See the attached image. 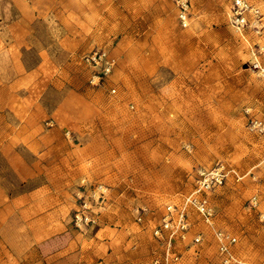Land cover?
I'll list each match as a JSON object with an SVG mask.
<instances>
[{"label": "rangeland", "instance_id": "374dc122", "mask_svg": "<svg viewBox=\"0 0 264 264\" xmlns=\"http://www.w3.org/2000/svg\"><path fill=\"white\" fill-rule=\"evenodd\" d=\"M177 1L0 0V45H17L11 57L44 80L22 86L20 110L38 97L33 108L60 124L48 126L58 143L52 169L45 151L27 148L29 134L4 135L17 149L0 157V264H148L163 252L154 233L167 206L196 188L198 170L221 163L243 178L210 193L211 224L191 213L180 264H224L218 229L238 238L232 264H264V135L248 129L250 115L264 122V77L252 67L264 66V29L248 43L229 23L233 0H189L184 27ZM250 1L264 22V0ZM101 49L118 65L94 85L83 56ZM61 172L68 188L53 180L54 226L45 229L50 220L35 210ZM93 182L108 188L105 208L97 225L76 227L78 195ZM62 236L69 249L46 259L44 244Z\"/></svg>", "mask_w": 264, "mask_h": 264}, {"label": "built area", "instance_id": "2783aa9c", "mask_svg": "<svg viewBox=\"0 0 264 264\" xmlns=\"http://www.w3.org/2000/svg\"><path fill=\"white\" fill-rule=\"evenodd\" d=\"M181 19L184 27L189 25V0L177 1ZM230 25L246 40L248 33L254 31L262 35L264 29L263 13L257 5L250 0H233L229 12ZM83 62L93 70L92 84L100 85L105 83L114 73L118 65V58L110 51L101 49L92 51L83 56ZM252 67L259 76L264 77V66L256 59ZM115 93L116 89H112ZM251 112V111H248ZM248 129L256 135H264V122L255 115H250ZM233 177L237 182L242 180L240 173L224 163L218 164L212 169H200L197 172L196 188L189 194L183 196L180 204L168 205L163 215L161 224L154 235L162 245L163 252L156 254L148 264H180L182 255L178 247L180 242L186 240L192 222L191 213L196 212L206 222L211 224L217 212L212 202L210 193L222 187ZM107 187L102 183L93 182L84 184L79 199V207L75 211L74 225L79 228L95 226L99 223L100 214L105 208L107 200ZM252 206L258 205V198H252ZM140 213L138 220H143ZM222 262L232 264L235 260L232 254V246L238 243L237 236L225 229H218L215 232ZM194 244L198 245L203 241V234H197Z\"/></svg>", "mask_w": 264, "mask_h": 264}, {"label": "crops", "instance_id": "0c3cea01", "mask_svg": "<svg viewBox=\"0 0 264 264\" xmlns=\"http://www.w3.org/2000/svg\"><path fill=\"white\" fill-rule=\"evenodd\" d=\"M1 44V42H0ZM20 46V44H19ZM16 45L15 48L9 45H0V157L4 158V151L5 150H16L17 145H14L12 141H5L4 135L10 134L13 139L14 134L20 135H28L31 141H28L27 148L29 149H36L38 151H45L44 159L46 161L45 167L53 168L54 164V156L52 154L53 149H57L58 143H54L53 141L49 140L50 134L52 133L53 129L49 128L48 126L56 125V128H59L60 125L53 119V115L43 109V111H36L33 106L36 104L38 100H34L32 105L27 104V102L23 103V107L25 110L21 111L20 106L21 103V95L20 89L22 86L29 85H40L43 83L44 80H39L36 78V73L34 70H26L22 59L19 56L11 57L10 53L11 50L17 54ZM9 62L10 66H3V62ZM43 64V63H42ZM41 68V67H40ZM35 75L34 77H32ZM36 81H38L36 83ZM51 82V80H49ZM32 82V84H30ZM34 83V84H33ZM28 97H26L27 99ZM25 100V99H24ZM26 143V142H25ZM21 146V145H20ZM24 148H26L24 146ZM67 154H62L60 156L61 162L64 163ZM59 158H55V162H57ZM53 180L59 182V186L61 187V191H64L68 188V180L66 175L61 172L59 176H55L49 178V182L46 181L44 192L52 193V196L49 198L50 200L45 201L43 204L44 206H40L36 208L35 213L44 212L47 216L46 219L50 221H45L46 226L45 229L52 228L53 222L51 221V217L53 216V209H52V199H53V191L56 189V185L52 184ZM3 180L0 178V191L5 192L3 186ZM2 182V183H1ZM55 187V188H54ZM37 193L35 192V195ZM65 194L57 195L60 198H63ZM36 197V196H35ZM52 203V204H51ZM0 204V213L4 212L3 206ZM50 215V216H49ZM44 244V248L46 252L44 256L46 259H49L54 255V253L64 252L69 249V246L65 245L66 236H62L59 240H55L50 238ZM60 246V248H57ZM68 246V247H67Z\"/></svg>", "mask_w": 264, "mask_h": 264}]
</instances>
